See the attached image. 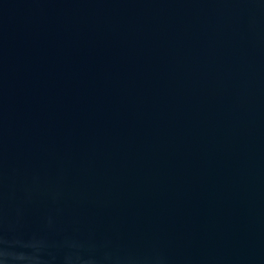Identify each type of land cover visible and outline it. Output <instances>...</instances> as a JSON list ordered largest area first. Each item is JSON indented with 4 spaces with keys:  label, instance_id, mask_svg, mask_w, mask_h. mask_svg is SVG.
Returning a JSON list of instances; mask_svg holds the SVG:
<instances>
[{
    "label": "water",
    "instance_id": "obj_1",
    "mask_svg": "<svg viewBox=\"0 0 264 264\" xmlns=\"http://www.w3.org/2000/svg\"><path fill=\"white\" fill-rule=\"evenodd\" d=\"M0 264H264V0H0Z\"/></svg>",
    "mask_w": 264,
    "mask_h": 264
}]
</instances>
